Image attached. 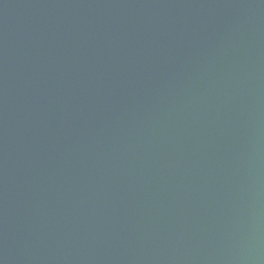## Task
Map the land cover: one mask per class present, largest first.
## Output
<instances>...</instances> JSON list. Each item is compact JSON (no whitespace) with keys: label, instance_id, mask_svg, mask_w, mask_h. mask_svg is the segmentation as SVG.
I'll list each match as a JSON object with an SVG mask.
<instances>
[{"label":"water","instance_id":"95a60500","mask_svg":"<svg viewBox=\"0 0 264 264\" xmlns=\"http://www.w3.org/2000/svg\"><path fill=\"white\" fill-rule=\"evenodd\" d=\"M0 264H264V0H0Z\"/></svg>","mask_w":264,"mask_h":264}]
</instances>
